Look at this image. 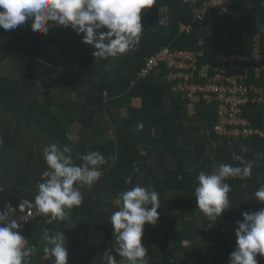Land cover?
I'll return each mask as SVG.
<instances>
[{"label":"trees","instance_id":"trees-1","mask_svg":"<svg viewBox=\"0 0 264 264\" xmlns=\"http://www.w3.org/2000/svg\"><path fill=\"white\" fill-rule=\"evenodd\" d=\"M163 8L166 24L160 21ZM140 16L138 46L117 57L95 59L93 47L82 42L83 34L64 26L36 34L30 21L10 30L13 44L0 45V63L13 61L16 71L0 75V208L6 202L34 201L38 187L29 188L26 179L43 182V150L51 143L61 150L67 147L66 155L76 164L82 163L81 154L91 151L108 160L100 179L80 188L82 204L66 209L63 220L49 223L50 216L42 215L19 229L35 247L29 264H52L43 251L45 229L49 235L65 233L68 264H107L108 249L116 264H127L115 251L110 217L119 210L120 194L135 186H151L159 193L157 223L146 224L141 237L149 264H228L241 213L264 208L254 198L264 185V135L255 133L231 144L213 129V103L202 102L194 116L188 115L186 100L171 92L164 66L137 77L146 58L165 46L201 51L199 63L212 67L227 53L248 52L256 34L264 51V0H231L225 12L210 9L201 20L194 19L187 0H155ZM180 24L192 29L180 32ZM46 69L58 83L45 80ZM254 83L264 94V74ZM244 113L254 129L264 132L263 102L248 103ZM74 123L80 127L77 142L69 136ZM138 123L142 130H136ZM108 125L111 138L91 144L109 132ZM207 151L216 153L209 157ZM248 161L254 162L251 177L225 181L231 186L230 209L209 228L212 222L197 210L194 196L198 174H211L221 163L235 167ZM129 176L132 184H125ZM225 222L231 223L229 236ZM102 242L106 248H98ZM256 259L264 264V257Z\"/></svg>","mask_w":264,"mask_h":264},{"label":"clouds","instance_id":"clouds-1","mask_svg":"<svg viewBox=\"0 0 264 264\" xmlns=\"http://www.w3.org/2000/svg\"><path fill=\"white\" fill-rule=\"evenodd\" d=\"M154 3L155 0H0V28L12 30L30 21L34 33L47 35L53 26L71 27L78 35L83 34V43L93 47L95 59L117 57L138 46L143 28L141 10ZM142 128L143 124L138 123L136 130ZM68 152L67 147L61 150L56 143L44 148L48 170L41 174L43 182L38 185L34 201H23L20 209L35 207L40 214L50 216V223L63 220L66 209L82 204L80 188L96 183L103 175L101 166L108 160L99 151H91L81 154L78 159L82 163L76 164L71 155H66ZM253 166L252 161L235 167L221 163L211 174H198L194 196L197 210L212 222L209 228L230 209L231 186L225 181L250 178ZM133 171H139L138 165H133ZM125 184H132L131 176ZM254 198L264 204V185L255 191ZM119 200V210L110 217L112 232L116 234L115 251L127 264H149L141 237L146 224L157 223L159 193L151 186H135L122 192ZM11 214V208L0 209V264H29L35 247L19 231L23 224L9 220ZM241 215L243 219L236 221V244L228 264H258L257 255L264 257V208ZM43 239V251L52 258V264H68L65 233L49 235L45 229ZM104 259L107 264H116L110 249L104 252Z\"/></svg>","mask_w":264,"mask_h":264},{"label":"built area","instance_id":"built-area-1","mask_svg":"<svg viewBox=\"0 0 264 264\" xmlns=\"http://www.w3.org/2000/svg\"><path fill=\"white\" fill-rule=\"evenodd\" d=\"M187 2L194 13V19L197 20H201L210 9L223 13L231 5V0ZM191 27V24H180L179 31L189 33ZM202 54L201 51L165 46L146 58L137 77L143 78L164 66L171 92L186 100L189 116L197 113V107L202 102L213 103L216 113L213 129L219 136L227 137L231 144L243 141L255 133L263 136L264 132L254 129L244 113L248 103H264L262 88L254 83V80L264 74V51L261 50L260 35L253 37L248 52L227 53L222 57L221 64L216 67L200 64L199 58ZM204 67L207 70L200 71ZM19 205L6 202L0 209L11 208L9 220L15 219L23 226L43 215L35 207L25 206L20 209Z\"/></svg>","mask_w":264,"mask_h":264},{"label":"rangeland","instance_id":"rangeland-1","mask_svg":"<svg viewBox=\"0 0 264 264\" xmlns=\"http://www.w3.org/2000/svg\"><path fill=\"white\" fill-rule=\"evenodd\" d=\"M160 21L162 22V24H166L167 23V10L166 9H161V11H160ZM0 45H4V44H7V43H9L10 42V44H13V42H11V40H12V35H11V33H10V30H4L3 28H0ZM53 48V47H52ZM53 50H57V48H53ZM54 57L55 58H59V56H58V53L57 52H54ZM46 71V76H45V80H52V82L55 84V83H58L57 81H55V80H57V78L56 77H52L53 76V71L52 70H50V69H46L45 70ZM16 73V71H15V66H14V64H13V61H10V60H7V61H4V62H2V63H0V74H4V75H8V76H11V75H14ZM74 97V96H73ZM133 102V104L134 105H138L139 103H138V101L137 100H133L132 101ZM125 113V111L123 110L122 111V114H124ZM96 120H97V117L95 118ZM104 119H105V122H108V119H107V117H104ZM108 127V131L111 133V135H112V128H111V126H107ZM79 130H80V127L79 126H77V124H72V126H71V130L69 131V136L75 141V142H77V140H78V138H80L79 136H80V132H79ZM209 146H211L212 148L214 147V145L212 144V145H209ZM208 146V147H209ZM209 151H207V153H208ZM21 153H23L22 151H21ZM215 153L216 152H212L211 151V153L209 152L208 154V156L209 157H213L214 155H215ZM46 170H48V166H47V164L45 165V167H44V171H46ZM43 171V172H44ZM34 176H36V175H34ZM37 178L35 177V178H27L26 179V185L27 186H29V188H34V190L35 189H37V187H38V180H36ZM26 201H29L28 199L26 200ZM115 202H117V200H115ZM106 208H108V207H106ZM201 216L200 215H198V217L197 218H200ZM99 219H102V220H104V218H102V216H100L99 217ZM230 231H231V223H229V222H225L224 223V232L227 234L226 236H229L228 235V232H229V234H230ZM100 234L102 233V230H101V232H99ZM107 247V243H104V242H102V243H100V244H98V248H106ZM99 253V252H98Z\"/></svg>","mask_w":264,"mask_h":264},{"label":"water","instance_id":"water-1","mask_svg":"<svg viewBox=\"0 0 264 264\" xmlns=\"http://www.w3.org/2000/svg\"><path fill=\"white\" fill-rule=\"evenodd\" d=\"M203 70H207L206 67L202 68L200 71H203ZM111 138V133L110 132H107L106 134H104L101 138L91 142V144H100V143H103L104 141H107Z\"/></svg>","mask_w":264,"mask_h":264},{"label":"crops","instance_id":"crops-1","mask_svg":"<svg viewBox=\"0 0 264 264\" xmlns=\"http://www.w3.org/2000/svg\"><path fill=\"white\" fill-rule=\"evenodd\" d=\"M1 38V37H0ZM1 41V40H0ZM1 75V74H0ZM2 75H4V74H2Z\"/></svg>","mask_w":264,"mask_h":264}]
</instances>
